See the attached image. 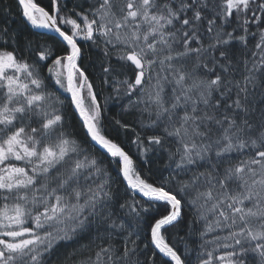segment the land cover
<instances>
[{"label":"snow or ice","instance_id":"1","mask_svg":"<svg viewBox=\"0 0 264 264\" xmlns=\"http://www.w3.org/2000/svg\"><path fill=\"white\" fill-rule=\"evenodd\" d=\"M0 264H264V0H0Z\"/></svg>","mask_w":264,"mask_h":264},{"label":"trees","instance_id":"2","mask_svg":"<svg viewBox=\"0 0 264 264\" xmlns=\"http://www.w3.org/2000/svg\"><path fill=\"white\" fill-rule=\"evenodd\" d=\"M4 2L6 3L7 2V0H4ZM40 2L41 3H45L46 2V0H40ZM9 19L11 20V19H13L12 17H9ZM20 22H19V20L17 19L16 20V23L13 25V27H15L17 24H19ZM102 102V101H101ZM132 151L134 152L135 151V149H132Z\"/></svg>","mask_w":264,"mask_h":264}]
</instances>
